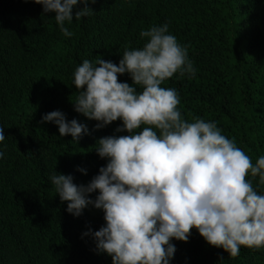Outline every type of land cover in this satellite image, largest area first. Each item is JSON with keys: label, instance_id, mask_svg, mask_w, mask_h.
Returning <instances> with one entry per match:
<instances>
[{"label": "trees", "instance_id": "obj_1", "mask_svg": "<svg viewBox=\"0 0 264 264\" xmlns=\"http://www.w3.org/2000/svg\"><path fill=\"white\" fill-rule=\"evenodd\" d=\"M89 7L90 16L65 22L73 33L66 37L42 5L0 0V264H112L83 235L105 224L103 210L89 205L79 216L68 213L50 177L70 174L86 185L107 163L95 151L97 139L128 134L115 131L119 119L94 129L98 121L74 111L72 81L84 59L95 63L99 55L118 64L125 50L142 48V30L167 24L187 46L195 76L176 73L161 85L177 91L182 118L215 121L253 163L264 155V0H96ZM118 79L131 84L128 73ZM54 110L90 134L78 144L61 137L54 123L41 122ZM248 179L264 194L258 177ZM170 242L176 251L169 264H264V248L241 246L230 258L195 228L187 242Z\"/></svg>", "mask_w": 264, "mask_h": 264}, {"label": "clouds", "instance_id": "obj_2", "mask_svg": "<svg viewBox=\"0 0 264 264\" xmlns=\"http://www.w3.org/2000/svg\"><path fill=\"white\" fill-rule=\"evenodd\" d=\"M32 2L42 5L43 13H54L61 33L71 37L65 22L90 16L89 3L96 0ZM78 4L82 7L73 12ZM140 36L147 42L125 50L118 64L98 55L95 63L84 59L76 68L74 111L98 121L94 129L119 119L115 131L128 134L97 139L95 151L107 163L86 185L55 171L50 180L56 195L68 202L66 211L73 216L89 205L103 210L105 224L83 235H91L97 253L111 256L112 264H169L176 251L170 241L187 242L193 228L230 258L240 255L241 246L264 248V194L248 179L250 174L264 185V155L253 163L215 121H185L177 91L161 85L176 73L195 76L187 46L167 24ZM124 73L131 84L119 81ZM41 122L54 123L61 137L70 135L76 144L90 134L85 124L67 120L59 110L44 114ZM92 193H97L94 199Z\"/></svg>", "mask_w": 264, "mask_h": 264}]
</instances>
